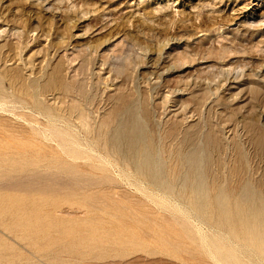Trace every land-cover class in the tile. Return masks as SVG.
<instances>
[{
	"label": "rangeland",
	"instance_id": "obj_1",
	"mask_svg": "<svg viewBox=\"0 0 264 264\" xmlns=\"http://www.w3.org/2000/svg\"><path fill=\"white\" fill-rule=\"evenodd\" d=\"M262 11L264 0H0V264H264L250 235L263 231L213 203L217 186L233 200L254 167L264 175L250 131L264 126ZM129 108L171 189L110 142ZM191 151L204 197L184 184Z\"/></svg>",
	"mask_w": 264,
	"mask_h": 264
},
{
	"label": "bare ground",
	"instance_id": "obj_2",
	"mask_svg": "<svg viewBox=\"0 0 264 264\" xmlns=\"http://www.w3.org/2000/svg\"><path fill=\"white\" fill-rule=\"evenodd\" d=\"M31 3V2H30ZM250 5V4H249ZM248 5V6H249ZM246 6V5H245ZM242 7L241 8V10L243 11V9H245L246 7ZM247 9V8H246ZM253 9V8H252ZM237 10H240V9H237ZM254 10V9H253ZM258 10V9H257ZM242 11H241V13H242ZM246 11V10H245ZM251 11V10H250ZM249 11V12H250ZM26 13V12H25ZM246 13V12H245ZM56 14H58V13H56ZM250 14L251 13H248L246 16H245V18H247L248 17V15L250 16ZM253 14V13H252ZM260 15H258L259 17H258V19H254L253 21L254 22H256V33L257 32H262V26H260V23H261V25H262V23L264 22V12L262 11V12H260L259 13ZM256 15V16H257ZM251 17V16H250ZM239 18V17H238ZM252 19V18H251ZM251 19H249V20H251ZM220 20V19H219ZM222 20V19H221ZM220 20V21H221ZM231 20V19H230ZM229 20V21H230ZM247 20V19H246ZM248 21V20H247ZM221 23V22H220ZM213 25L215 24V23H212ZM211 24V25H212ZM223 24V23H222ZM228 24V23H227ZM250 24V23H249ZM254 24V23H253ZM204 25V24H203ZM264 25V24H263ZM205 26V25H204ZM223 25H221V27H222ZM255 26V25H254ZM206 27V26H205ZM205 27H203V28H205ZM208 27V26H207ZM220 27V28H221ZM27 28V27H26ZM223 28V27H222ZM222 28H221V30H222ZM25 29V28H24ZM223 31V30H222ZM219 32V31H218ZM217 32V33H218ZM227 33V32H226ZM249 33V32H248ZM250 33H251V31H250ZM15 35H17V34H15ZM33 35V34H32ZM33 37V36H32ZM223 37H224V35H223ZM173 38H175V36L173 37ZM218 38H221L220 36L218 37ZM170 39V38H169ZM180 39V38H179ZM21 40V39H20ZM170 40H172V39H170ZM174 40V39H173ZM217 40V39H216ZM224 40V39H223ZM218 41V40H217ZM181 42H182V40H181ZM185 42V41H184ZM259 42H260V46H259ZM110 43V42H109ZM176 43H177V41H176ZM183 43V42H182ZM181 43V44H182ZM219 43V42H218ZM230 44L232 43V46L231 47H233V42L231 41V42H229ZM80 44V43H79ZM262 44V45H261ZM219 45H221V44H219ZM223 45V44H222ZM235 45V44H234ZM58 46V45H57ZM169 46V45H168ZM181 46V45H180ZM179 46V47H180ZM253 46L254 47H257V46H259V48L264 52V44L263 43H261V41H258L257 43L255 42L254 44H253ZM76 47V46H75ZM85 46H83V48H84ZM167 47V46H166ZM178 47V46H177ZM231 47H230V49H231ZM86 48V47H85ZM234 48V47H233ZM13 49V48H12ZM80 49H82V47L80 48ZM174 49V48H173ZM172 49V50H173ZM175 49H176V47H175ZM179 48H177L176 50H178ZM186 49V48H185ZM168 50V49H167ZM182 50H184V48L182 49ZM181 50V51H182ZM187 50V49H186ZM233 50H235V49H233ZM232 50V51H233ZM253 50L255 51V50H257V49H254L253 48ZM168 51H170V50H168ZM173 51H175V50H173ZM172 51V52H173ZM181 51H180V55H183L184 53H182L181 54ZM185 51V50H184ZM187 51H189V50H187ZM84 52V51H83ZM86 52V51H85ZM183 52V51H182ZM223 53H225L224 51H222ZM221 52V53H222ZM228 52V51H227ZM234 52V51H233ZM252 52V51H251ZM74 53H76V52H74ZM73 53V54H74ZM138 53V52H137ZM178 53V52H177ZM187 53V52H186ZM229 53V52H228ZM227 53V54H228ZM87 54V53H86ZM168 54H169V52H168ZM172 54H174V52L172 53ZM171 54V55H172ZM215 54V53H214ZM253 54H255V53H253ZM252 54V55H253ZM258 54V53H257ZM264 54V53H263ZM77 55V54H76ZM188 55H190V54H188L187 53V57L189 58V56ZM192 55V54H191ZM205 55V54H204ZM225 55V54H224ZM259 55V54H258ZM72 56H75V54L74 55H72ZM72 56H70V57H72ZM120 57H118V58H121V55H119ZM129 56H132V55H129ZM138 56V55H137ZM178 56V55H177ZM177 56H175V57H177ZM185 56H186V54H185ZM210 56H214L213 54L212 55H209V57ZM222 56V55H221ZM255 56V55H254ZM69 57V58H70ZM108 57V56H107ZM109 57H110V55H109ZM125 57H127V56H125ZM135 57V56H134ZM139 57V56H138ZM142 57H143V55H142ZM150 57V56H149ZM170 57V56H169ZM168 57V59H170ZM174 57V56H173ZM172 57V58H173ZM181 57V56H180ZM196 57V56H195ZM194 57V58H195ZM205 57V56H204ZM207 57V56H206ZM215 57V56H214ZM218 57V56H217ZM224 57V56H223ZM259 57V56H258ZM261 57V56H260ZM113 58H114V56H113ZM116 58H117V56H116ZM122 58H123V56H122ZM129 58V57H128ZM128 58H126V59H128ZM186 58V57H185ZM187 58V59H188ZM228 58V56L226 57V59ZM253 58V57H252ZM256 58V57H255ZM74 59V58H73ZM125 59V58H124ZM123 59V60H124ZM125 59V60H126ZM133 59V58H132ZM143 59V58H142ZM177 59V58H176ZM225 59V58H224ZM225 59V60H226ZM14 60V59H13ZM129 60H131V59H129ZM140 60V59H139ZM180 60H181V58H180ZM184 60V58H182V60L181 61H183ZM186 60V59H185ZM184 60V61H185ZM195 60V59H194ZM196 60H198L197 58H196ZM200 60H202V59H200ZM207 60V59H206ZM221 60H223V59H221ZM256 60H258V59H256ZM117 61V60H116ZM115 61V62H116ZM122 61V60H121ZM132 61V60H131ZM134 61V60H133ZM142 61V60H141ZM173 61H175V60H173ZM177 61H179V60H177ZM188 61V60H187ZM187 61H185V63L187 62ZM135 62V61H134ZM172 62V61H171ZM195 62V61H194ZM203 62V61H202ZM125 63H128V62H125ZM177 63H180V62H177ZM181 63H183V62H181ZM196 63V62H195ZM216 63V62H215ZM103 64H104V62H103ZM114 64V63H113ZM124 64V63H123ZM171 64H173V63H171ZM190 64V63H189ZM194 64V63H193ZM106 65V64H105ZM183 65V64H182ZM181 65V66H182ZM187 65H188V62H187ZM192 65V64H191ZM205 65H207V64H205ZM218 65V64H217ZM238 66H239V64H237ZM260 65V64H259ZM113 66V65H112ZM115 66V65H114ZM174 66V65H173ZM185 66H186V64H185ZM203 66V65H202ZM201 66V67H202ZM215 66V65H214ZM213 64H212V68L211 69H213ZM234 65H232L231 67H233ZM238 66H235V70L236 69H238V68H240L241 69V67H238ZM256 66H258V64L256 65ZM261 66V65H260ZM16 67H17V65H16ZM144 67V66H143ZM177 67L178 66H176V69H177ZM183 67V66H182ZM211 67V65L208 67H206L207 69H209ZM223 67H225V66H223ZM238 67V68H237ZM264 67V66H263ZM112 68V67H111ZM130 68V67H129ZM168 68V67H167ZM187 68V67H186ZM215 68V67H214ZM219 68V67H218ZM244 68V67H243ZM75 69H78V68H75ZM74 69V70H75ZM166 69V68H165ZM173 69V68H172ZM179 69V68H178ZM260 69V68H259ZM258 69V70H259ZM261 69H263V68H261ZM170 70V69H169ZM174 70H175V68H174ZM202 70V69H201ZM206 70V69H205ZM204 70V71H205ZM217 70H220V68L219 69H217ZM222 70V69H221ZM220 70V71H221ZM224 70V69H223ZM228 71H229V69H227ZM78 71V70H77ZM177 71V70H176ZM203 71V70H202ZM201 71V72H202ZM203 71V72H204ZM210 71V70H209ZM212 71V70H211ZM233 71V70H232ZM245 71V70H244ZM244 71H242L244 74H245V72ZM257 71V70H256ZM59 72V70L57 69L56 71H55V76H51L50 78H49V80H48V82L45 84V87H44V89L46 88V89H50V88H52V87H54L55 85H56V82H57V80H58V73ZM167 72H168V70H167ZM221 72H223L224 73V71H221ZM230 72V71H229ZM228 72V73H229ZM235 72V71H234ZM238 72H241V71H238L237 70V73ZM254 72V71H253ZM262 72V71H261ZM116 73V72H115ZM165 73H166V70H165ZM164 73V74H165ZM171 73V72H170ZM206 73H207V70H206ZM209 73V72H208ZM216 73V72H215ZM227 73V74H228ZM250 73V72H249ZM83 74V73H82ZM205 74V73H204ZM210 74V73H209ZM214 74V73H213ZM213 74H212V76H213ZM238 74H240V73H238ZM258 74V73H257ZM202 75V74H201ZM225 75V74H224ZM243 75V74H242ZM198 76V75H197ZM226 76V75H225ZM237 76V75H236ZM159 77V76H158ZM208 77V76H207ZM214 77H215V75H214ZM219 77V76H218ZM217 77V78H218ZM253 77V76H252ZM15 78H16V76H15ZM110 78V77H109ZM216 78V80L214 79V81L217 83H221V85L222 84H227L226 82H228L227 80L228 79H226V80H224V79H217ZM223 78V77H222ZM228 78H229V76H228ZM21 79V78H20ZM105 79V78H104ZM14 80V79H13ZM23 80V79H22ZM106 80V79H105ZM209 80V79H208ZM211 80V79H210ZM17 81V80H16ZM107 81V80H106ZM213 81V82H214ZM200 82V81H199ZM214 82V83H215ZM235 82H237V81H235ZM11 83V82H10ZM234 83V82H233ZM61 84V86L63 87V88H65L66 89V87L62 84V83H60ZM208 84V83H207ZM224 84V85H225ZM228 84H229V82H228ZM22 85V84H21ZM27 85V84H26ZM216 85V84H215ZM219 85V84H218ZM252 85V84H251ZM255 85V84H254ZM40 86V85H39ZM253 86V85H252ZM263 86V85H262ZM21 87V86H20ZM105 87V86H104ZM103 87V88H104ZM208 88V87H207ZM220 88V87H219ZM249 88V87H248ZM251 88V87H250ZM255 88V87H254ZM211 89V88H210ZM213 89H214V87H213ZM239 89V88H238ZM212 90V89H211ZM254 90V89H253ZM256 90H259V89H256ZM20 91V90H19ZM40 91H42V88H40ZM207 91V90H206ZM242 91V90H241ZM33 92V91H32ZM175 92H177V94H178V92L179 91H176L175 90ZM207 92H211V91H207ZM214 92L216 93L217 92V90L215 91L214 90ZM257 92V91H256ZM262 92H264L263 90H262ZM29 93V92H28ZM42 93V92H41ZM69 93V92H68ZM170 93H173V91H168V96H169V94ZM180 93V92H179ZM204 93H206V92H204ZM209 93H208V95H209ZM214 93V94H215ZM259 93V92H258ZM257 93V94H258ZM34 96H37L38 95V92L36 91V92H33L32 93ZM184 94V93H183ZM211 94V93H210ZM252 94V93H251ZM57 95H59V94H57ZM62 95V94H61ZM182 95V94H181ZM183 96V95H182ZM211 96V95H210ZM83 97V96H82ZM81 97V98H82ZM208 97V96H207ZM236 98H237V96H236ZM263 98V97H262ZM73 99V98H72ZM234 99V98H233ZM264 99V98H263ZM67 100V99H66ZM74 100V99H73ZM91 100H93V99H91ZM135 100V99H134ZM77 101V100H76ZM258 101V100H257ZM259 101H260V99H259ZM135 102V101H134ZM134 102H132V103H134ZM249 102H250V100H249ZM38 104V103H37ZM36 104V105H37ZM260 105V104H259ZM250 106V105H249ZM251 107V109L253 108V106H250ZM260 107V106H259ZM43 108V107H42ZM85 108V107H84ZM84 108H83V106L81 107L80 105H72L71 106V108H70V110H67V111H69L71 114H76L77 115V119L79 120V121H81L82 122V124L83 125H85V126H87L88 127V131H89V128H90V126H89V123H88V115L86 114V112H85V110H84ZM256 107H254V109H255ZM258 108V107H257ZM264 108V107H263ZM65 109V108H64ZM250 109V110H251ZM260 109V108H259ZM128 110V109H127ZM129 117L126 119V121L125 122H123V119H122V121H120V122H118V124H117V129L114 131V132H112V133H110L109 135H110V137H109V140H110V142L113 144V145H115L116 146V148H120V146H121V144H123V143H125V145H126V151H127V153L129 154V156L132 158V159H134L135 161V163H136V166H137V169L138 170H140L142 173H144V174H146V175H148L151 179H152V181L154 182V183H156L157 184V186L158 187H163L164 189H167V190H169V189H171V187H172V185H171V183L167 180V179H164V178H162V173L160 172V169H158V170H156L155 169V166L152 164V157H151V155H150V151H149V145H150V142H149V140H148V134L146 135V132H145V130H144V127H143V124L139 121V119L136 117V116H134L133 115V110H132V108H129ZM254 111V110H253ZM263 111V110H262ZM250 112H252V111H250ZM257 112V111H256ZM259 112V111H258ZM261 114H262V112H261ZM184 116V115H183ZM254 117V116H253ZM88 118V119H87ZM247 119V118H246ZM107 120H109V119H107ZM106 120V121H107ZM184 120V119H183ZM50 121V120H49ZM111 121V120H110ZM257 121V120H256ZM256 121H253V125H252V127L250 128V131H253V134H251V142L253 143V145H254V147L256 148V153L258 154L259 152H262V153H264V126H261L259 123H257ZM261 123V122H260ZM90 124H91V122H90ZM99 125H101V124H99ZM104 125V124H103ZM247 126V128H249V126L248 125H246ZM102 127H104V126H102ZM102 127H101V129H102ZM99 128V127H98ZM172 129H173V127H172ZM172 129H170V130H172ZM90 132V131H89ZM176 132V131H175ZM169 133V132H168ZM69 135V134H68ZM150 135V134H149ZM164 135V134H163ZM83 137V136H82ZM171 137V136H170ZM190 138V137H189ZM191 139V138H190ZM207 139H209L208 141L210 142L211 141V137H210V134L208 135V137H207ZM152 140V139H151ZM184 140H186V138H184ZM103 143V142H102ZM104 144V143H103ZM184 146V145H183ZM254 149V148H253ZM152 150V149H151ZM253 153V152H252ZM200 154L198 153V152H196V151H191V152H189V153H187L186 155L184 154V156L185 157H183L182 158V162H183V164L182 165H184V166H186L187 167V170H188V176H186V177H184V184H188V186H189V188H190V191H191V193H192V195H193V197L194 198H199V197H204V196H207L208 194L206 193V189H205V187L203 186V183H198V184H195L194 183V179H195V177L197 178L198 176H199V174L201 175L202 174V172L204 171V169H201L200 168V163H201V159H200V156H199ZM259 157V156H258ZM263 157V156H262ZM258 160H259V158H258ZM261 160V159H260ZM176 161H178V160H176ZM170 163V162H169ZM178 163V162H177ZM254 163V162H253ZM168 164V163H167ZM158 165V164H157ZM177 165V164H176ZM175 168H176V166H174ZM159 168H160V166H159ZM162 169V168H161ZM174 170V169H173ZM179 171V170H178ZM256 171V167H254L253 169H252V173H251V180L249 181V182H245L243 185L242 184H240L241 186L239 187V188H237V190L235 191L237 194H235L236 196H238L237 198H235V199H233V200H230L229 198V195H227V193H226V189L225 190H223L224 188L223 187H219V186H217L216 187V189H218L219 188V190H218V194L214 197V201L215 202H213L214 204H215V206H216V210L217 211H220V212H223V213H225V212H227L229 209H233L234 208V210H236L237 212H246L245 213V216L243 217L242 215L239 217V221H241V223L242 224H245L244 226H247L246 228H248V229H250V230H253V231H256V230H262L263 232L260 234V235H255L254 236V233L253 234H250V235H253V239H252V242H253V245H254V247H256V249H257V251L261 254V255H263L264 256V175H260V174H258V172H257V174H258V176L257 175H255L254 174V172ZM254 174V175H253ZM242 176V175H241ZM242 183V182H241ZM235 187V186H234ZM237 187V186H236ZM210 205V203L209 202H207V203H201V204H199V207L201 208V207H207V206H209ZM157 216V215H156ZM160 219V218H159ZM226 219V221H229L228 220V218H225ZM153 220V219H152ZM154 221V220H153ZM155 225H156V222L154 223ZM247 229V230H248ZM244 232V231H243ZM249 233H251V232H248V234ZM148 236V235H147ZM239 264V263H238Z\"/></svg>",
	"mask_w": 264,
	"mask_h": 264
}]
</instances>
